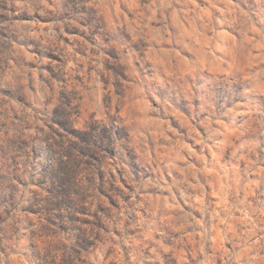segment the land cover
<instances>
[{"label":"clouds","instance_id":"obj_1","mask_svg":"<svg viewBox=\"0 0 264 264\" xmlns=\"http://www.w3.org/2000/svg\"><path fill=\"white\" fill-rule=\"evenodd\" d=\"M0 264H264V0H0Z\"/></svg>","mask_w":264,"mask_h":264}]
</instances>
